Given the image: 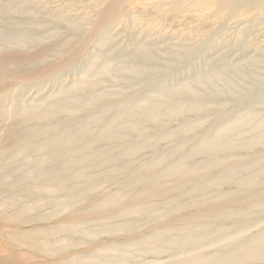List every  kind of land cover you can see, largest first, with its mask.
I'll return each instance as SVG.
<instances>
[{
	"label": "bare ground",
	"instance_id": "1",
	"mask_svg": "<svg viewBox=\"0 0 264 264\" xmlns=\"http://www.w3.org/2000/svg\"><path fill=\"white\" fill-rule=\"evenodd\" d=\"M94 1L101 5L107 0ZM173 2L174 7L179 8L185 0ZM210 3L215 5L217 14L226 11L234 14L240 6L249 7L258 14L264 13V0H210ZM121 4V0H112L108 6L116 11L112 20L118 17ZM100 14L103 18L106 13ZM27 38L23 34L16 39L0 34V41L4 42V48L0 49V76L8 73V68H17L12 73L15 79L34 74L31 66L40 62L41 56L24 57L19 51H12L14 46H25ZM64 62L56 65L62 68ZM54 67L53 70H56ZM97 85L84 78L70 85L64 97H46L31 104L16 106L7 113L5 103L11 96L6 90L8 85L1 83L0 118L7 115L8 122L3 127L7 134L0 138V160L5 159L8 163L22 160L25 163L28 158V164L40 168L35 181L51 204L60 205L62 201L58 196L61 194L69 198V203L73 202L75 195H83L85 207L76 213L81 216L83 228L74 223L77 217L72 214L66 228L52 231L13 228L12 222H22L18 214L8 213L4 221H0V264H125L146 255L157 259L164 253L172 259L159 264H264V225L254 234L246 232L248 227L264 218V153L257 152L264 145V115L257 117L250 113L231 120L226 118L227 121H221L222 127L217 133L197 136V142L191 147L189 145L187 152L178 159L171 161L170 156L165 155L149 164L147 162L142 169L134 170L131 159L143 147L174 139L175 133L160 118H175L185 110L206 114V108L200 106L188 85L161 90L163 92L159 95L169 98L168 102H171L167 107L159 103L160 99L159 102L148 101L143 97L142 101H135L132 97L113 103L111 98L102 94L103 91L99 93ZM86 94L88 98L83 99ZM177 96H185V105L179 106L175 102ZM147 122L159 126L155 136H150L144 129ZM93 123H98L96 128L90 127ZM191 130L187 129L185 134ZM246 130L256 134L248 136L250 132ZM173 148L172 155L181 153L180 146ZM234 151L246 153V160L230 162ZM198 156H202L203 160L195 162L194 158ZM216 168L221 170L220 173L209 175ZM121 173H126L128 178L118 182L116 179ZM112 180L116 181L117 188L113 187L117 189L115 192L89 195L92 188L98 189L103 182ZM227 184L235 190L232 188L234 191L227 194L218 193L215 199H210L214 189L221 191ZM201 202L206 203L207 209H198ZM187 205L194 207L193 212L175 221V213L180 209L183 211ZM29 209L23 208L22 213L26 214ZM175 209L178 210L175 212ZM1 210L0 206V213L4 212ZM100 213L104 215L98 217ZM141 214H145L143 217L147 221L166 215L169 219L135 240L138 232L133 227L143 220L139 218ZM91 222L96 225L93 230L87 227ZM5 228L9 230L3 231ZM104 231H125V240L120 244L100 245L91 251L71 252L72 247L79 246V241L75 244L72 237ZM61 232H65L68 239L56 246L49 239L54 236L53 233ZM233 232L236 234L233 235ZM18 241H25L29 249L28 253L22 255L23 259L18 258V251H21ZM38 252L44 254L43 259H36Z\"/></svg>",
	"mask_w": 264,
	"mask_h": 264
},
{
	"label": "rangeland",
	"instance_id": "2",
	"mask_svg": "<svg viewBox=\"0 0 264 264\" xmlns=\"http://www.w3.org/2000/svg\"><path fill=\"white\" fill-rule=\"evenodd\" d=\"M173 1L176 0H121L122 4L119 6L121 8L118 11L120 13L112 20L116 12L109 8L112 0H107L101 5H97L94 0H0V34L8 35L11 39H16L21 34L28 37L25 46L22 48L14 46L12 51H19L24 57L39 54L42 58L40 62L31 66L35 75L15 79L12 73L17 68L12 70L8 68V73L4 72L0 76V85L2 82L6 83V86L8 85L6 90L11 96L4 109L10 113L16 106L31 104L46 97L57 95L59 98L64 97L67 95L64 92L70 85L84 78L98 84L99 93L103 91L102 94L111 98L113 103L124 102L132 97L135 101H142L144 98L159 102L160 99L159 103H164L166 107L171 105V102H168L169 98L159 95L163 92L161 90L167 91L188 85L194 91L200 106L206 108V114L197 111L190 113L185 110L182 115L175 118H160L162 121L164 119V124L177 136L174 135V139L160 141L154 146L150 144L143 147L140 153L131 159L134 170L142 169L147 162L149 164L165 155L170 156L171 161L178 159L197 142L198 137L205 134L214 135L222 127V122L234 117L250 113L262 117L264 13L258 14L248 9L249 7L240 6L234 14L228 11L217 14L215 5L211 4L210 0H185L179 8L174 7ZM102 12L106 13L103 18L100 14ZM66 42L69 43L65 45ZM3 43L0 41V49L4 48ZM60 61L67 63L64 62V67L58 68L56 64ZM53 67L57 69L53 70ZM82 98L87 99L88 95ZM177 99L175 102L179 106L185 105V96H177ZM3 117L0 118V138L7 134L3 127L8 122V116ZM96 124L93 123L90 127L96 128ZM146 124L147 127L144 126V129L150 136H155L159 126L152 122ZM190 128L192 130L185 134ZM247 131L250 132L248 136L256 134L252 130ZM193 133L195 137L192 136ZM179 146L182 148L181 153L172 155L171 149ZM261 147L258 153H264V145ZM232 155L230 162L246 160L244 152L234 151ZM202 160V156L194 158L195 162ZM21 161L8 163L5 159L0 160V206L1 211H4L0 213V221H4L8 213H14L19 215L22 223L12 222L13 228L18 226L25 231L66 228L69 217L72 214L76 215L81 207H85L84 196L75 195L73 202L69 203V198L61 194L58 196L62 201L60 205L51 204L48 196L39 190L38 182L35 181L40 168L28 164V158L25 163ZM220 171L219 168L213 169L209 175H217ZM126 177L128 178L126 173H121L116 181L123 182ZM116 181L103 182L98 189L92 188L89 195L115 192ZM232 188L235 190L233 186L227 184L221 191L214 189V192L210 193V199H215L219 194L233 192ZM26 207L30 209L23 214L22 209ZM198 209H207L206 203L201 202ZM176 210L178 209H175V212ZM193 210L194 207L190 205L185 206L183 211L178 210L175 213V221L190 215ZM103 215L104 213H100L98 217ZM143 216L145 214H141L139 218L144 221L141 220L133 227L138 232V235L134 236L137 238L135 240L144 236L152 227L157 228L169 219L166 215L147 221ZM76 217L74 223L83 228L81 216L78 214ZM263 225L264 218L248 227L246 232L249 235L254 234ZM95 226L91 222L87 227L91 230ZM6 230L9 228L3 231ZM125 234V231L79 234L71 238L75 244L79 241V246L72 247L71 252L91 251L100 245L111 243L120 244L124 242ZM53 235L49 240L56 246L62 245L66 242L65 239H68L65 232ZM18 242L22 251H18V258L23 259L22 255L24 252L28 253L29 249L25 241ZM37 255V260L44 258L43 253L38 252ZM171 259L172 257L164 253L157 259L146 255L137 259L138 261L133 260L125 264H159ZM91 260L93 259H89Z\"/></svg>",
	"mask_w": 264,
	"mask_h": 264
}]
</instances>
